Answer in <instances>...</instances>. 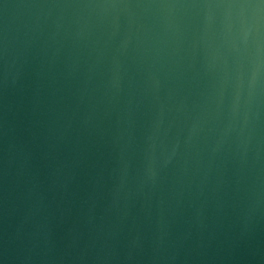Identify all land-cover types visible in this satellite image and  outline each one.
Segmentation results:
<instances>
[{"label":"water","instance_id":"1","mask_svg":"<svg viewBox=\"0 0 264 264\" xmlns=\"http://www.w3.org/2000/svg\"><path fill=\"white\" fill-rule=\"evenodd\" d=\"M0 264H264V0H0Z\"/></svg>","mask_w":264,"mask_h":264}]
</instances>
